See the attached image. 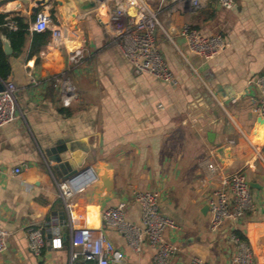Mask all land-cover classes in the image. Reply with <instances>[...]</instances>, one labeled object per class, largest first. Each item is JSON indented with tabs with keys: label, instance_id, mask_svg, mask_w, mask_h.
<instances>
[{
	"label": "crops",
	"instance_id": "0c3cea01",
	"mask_svg": "<svg viewBox=\"0 0 264 264\" xmlns=\"http://www.w3.org/2000/svg\"><path fill=\"white\" fill-rule=\"evenodd\" d=\"M36 1L0 0V12L9 20L30 18ZM120 1L136 0H97V7L78 11L72 21L68 6L44 0L38 11L51 13L57 5L60 21L47 30L61 28L64 40L51 47L50 37L46 47L38 45L31 53L33 22L24 52L10 56L11 64L24 59L31 80L18 89L14 121L0 128V226L8 232L0 264H70L71 226L102 232L124 252V264H154L148 243L135 252L116 227L103 221L105 211L125 203L126 219L140 224L134 193L141 190L156 192L161 212L178 225L179 233L165 232L175 246L170 264H189L194 255L228 264L230 228L211 230L204 209L220 183L219 174L207 176L209 161L225 173L242 171L252 183L254 210L238 231L254 248L257 264H264V119L252 112L260 93L249 83L264 75V0H235L231 10L214 0L198 9L178 0H137L158 11L168 31L158 30L157 42L175 84L136 74L110 44L114 25L108 16ZM170 24L176 35L169 32ZM186 24L204 35H222L227 48L209 60L192 52L181 35ZM80 48L85 55L76 67L69 53ZM65 70L77 93L68 104L60 82L51 80ZM90 166L98 180L66 205L58 183ZM17 167L22 170L14 173ZM201 218L207 234L188 228L192 219ZM52 226L60 227L63 247L46 246L35 256L28 230L50 234Z\"/></svg>",
	"mask_w": 264,
	"mask_h": 264
},
{
	"label": "built area",
	"instance_id": "2783aa9c",
	"mask_svg": "<svg viewBox=\"0 0 264 264\" xmlns=\"http://www.w3.org/2000/svg\"><path fill=\"white\" fill-rule=\"evenodd\" d=\"M181 4H189L192 9L201 8L207 0H178ZM225 10L234 7L235 0H214ZM133 10V11H132ZM109 20L114 25V35L111 45H115L130 62L136 74H148L157 80L175 84L176 76L168 65L157 42L158 30L168 34L158 11L150 9L141 1H120L109 13ZM53 23L49 12L40 10L32 24L35 31H45ZM10 28H16V22L9 20ZM181 35L186 39L189 49L204 57L213 59L224 51L228 43L220 34L204 35L190 25H184ZM65 37L64 30L54 27L51 33V47H57ZM83 49H75L69 53V61L73 66H79L84 58ZM52 81L61 84V98L65 104L77 98L75 88L69 78L68 71H61ZM3 89L0 91V128L15 119L18 107V87L7 79L0 78ZM260 93V97L252 107V112L264 119V75L250 80ZM252 99H255L252 97ZM209 178L219 174L220 183L209 195L207 200L210 215V228L213 231L226 230L228 242L232 245L228 264H257L256 253L248 239L242 238L237 231L240 222L254 210V203L249 181L242 171L225 173L218 163H206ZM22 167L13 169L19 173ZM98 180L93 167H87L58 183L59 195L66 205L78 192ZM134 199L141 208V222L135 224L128 221L124 215L125 203L111 207L103 213L104 223L116 227L127 239L129 246L140 252L143 246L154 249V264H170V258L175 252L174 244L165 237L167 230L174 231L177 223L170 216L161 212L159 197L156 192L136 191ZM8 232L0 226V252L7 248ZM71 263L70 264H124L125 254L102 232L86 228L72 227L70 231ZM53 249L63 247L62 232L59 226H52L50 234L40 228L28 230V247L35 255L40 256L43 248ZM189 264H212L200 256H192Z\"/></svg>",
	"mask_w": 264,
	"mask_h": 264
},
{
	"label": "trees",
	"instance_id": "16d2710c",
	"mask_svg": "<svg viewBox=\"0 0 264 264\" xmlns=\"http://www.w3.org/2000/svg\"><path fill=\"white\" fill-rule=\"evenodd\" d=\"M36 15L37 13L32 14L30 18L22 16L14 17L13 20L16 22V28H10L7 15L0 12V78L8 79L11 72L10 56L4 50V38L10 42L13 49V56H20L26 47L28 37L31 34L30 24L35 21ZM51 16L53 23L59 24V17L55 8L51 9ZM32 33L34 46L32 47L31 53L35 52L38 45H42V48L47 46L52 31H33ZM237 233L246 239L243 231L240 230Z\"/></svg>",
	"mask_w": 264,
	"mask_h": 264
},
{
	"label": "water",
	"instance_id": "95a60500",
	"mask_svg": "<svg viewBox=\"0 0 264 264\" xmlns=\"http://www.w3.org/2000/svg\"><path fill=\"white\" fill-rule=\"evenodd\" d=\"M55 1H56L57 5L60 7H63V8L66 6L69 7L70 19L72 21H74L78 18V11L79 12H86V11H89L91 9H94L98 5L97 0H55ZM42 2H44V0H37L36 1V6H34L32 8V11L34 13L38 12V10H39L38 5L41 4ZM61 17L64 19L63 14H61ZM70 28L77 29L78 25L76 23H70ZM168 29L172 35L177 34V30L173 24H170ZM4 50H5L6 54L9 56H11L13 53V49H12V47L8 41H4ZM23 63H24V59L19 58L17 63L11 64V72H10V75L7 79L8 82L13 83L18 88L26 86L31 80V77L25 71ZM2 89H3V85L0 82V91ZM208 135H209L210 139L214 138V134L212 132L209 133ZM104 179H106V177ZM250 185H252V183H250ZM207 208H208V205H206L204 209L207 210ZM115 264H118V263H115Z\"/></svg>",
	"mask_w": 264,
	"mask_h": 264
},
{
	"label": "rangeland",
	"instance_id": "374dc122",
	"mask_svg": "<svg viewBox=\"0 0 264 264\" xmlns=\"http://www.w3.org/2000/svg\"><path fill=\"white\" fill-rule=\"evenodd\" d=\"M53 8H57V5H53L52 6ZM57 11V10H56ZM51 14V13H50ZM71 37L72 36H70L69 37V39H71ZM202 220H199V219H192V224L193 225H190V226H188V228L190 227V228H192V229H194V231H196L197 232V230L199 229V228H202L203 230H202V232H203V234H207V230H208V228H207V223H206V221H204V219L203 218H201ZM202 221V222H201ZM195 227H197L196 229H195ZM205 230V231H204ZM174 232L175 233H179V229H177L176 231L174 230ZM168 233V232H167ZM167 233H165V236L167 235ZM167 238V237H166ZM219 244H221L220 242H219ZM218 244V245H219ZM211 248V247H210ZM212 249H214V247L212 248ZM216 249V248H215Z\"/></svg>",
	"mask_w": 264,
	"mask_h": 264
},
{
	"label": "bare ground",
	"instance_id": "6f19581e",
	"mask_svg": "<svg viewBox=\"0 0 264 264\" xmlns=\"http://www.w3.org/2000/svg\"><path fill=\"white\" fill-rule=\"evenodd\" d=\"M133 11V10H132ZM262 131V130H261ZM258 133H260V130L258 131ZM261 136L264 138V131H262L261 133Z\"/></svg>",
	"mask_w": 264,
	"mask_h": 264
}]
</instances>
